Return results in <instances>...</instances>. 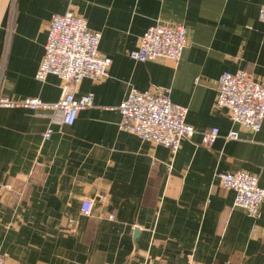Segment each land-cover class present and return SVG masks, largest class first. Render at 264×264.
<instances>
[{
    "label": "crops",
    "instance_id": "obj_1",
    "mask_svg": "<svg viewBox=\"0 0 264 264\" xmlns=\"http://www.w3.org/2000/svg\"><path fill=\"white\" fill-rule=\"evenodd\" d=\"M264 0H0V94L55 104L62 81L34 79L49 22L73 11L101 35L112 64L75 98L93 105L72 126L61 112L0 108V255L7 264H264V201L257 218L233 204L219 173L244 171L264 190V122L257 133L215 110L224 72L264 83ZM156 24L183 25L178 63L128 53ZM170 90L192 137L171 154L119 129L131 89ZM217 128L207 148L202 133ZM52 129L50 138L42 134ZM237 132V140H226ZM92 202L89 216L80 212ZM113 215L114 220L108 219Z\"/></svg>",
    "mask_w": 264,
    "mask_h": 264
},
{
    "label": "built area",
    "instance_id": "obj_2",
    "mask_svg": "<svg viewBox=\"0 0 264 264\" xmlns=\"http://www.w3.org/2000/svg\"><path fill=\"white\" fill-rule=\"evenodd\" d=\"M264 25V2L257 16ZM101 35L88 29L87 21L73 11L54 15L47 30L41 62L34 75L44 83L48 75L62 81V93L55 104L44 103L37 97L14 100L0 94V108L24 109L32 112L54 110L61 112V124L72 126L80 111L93 105L91 93L75 98V91L83 79L97 83L107 76L112 60L98 51ZM187 44V31L183 25L156 24L141 36L136 49L128 53L135 62L169 61L178 63ZM120 115L119 129L136 136L153 146L167 148L175 154L181 141L190 138L195 131L187 124L186 107L170 99V90L154 88L149 91L131 89L116 108ZM215 110L227 113L230 120L240 127L257 133L264 122V83L255 81L243 71L224 72L217 82ZM52 129L42 134L43 140L50 138ZM218 129L202 133L205 147L210 148L218 137ZM238 133L230 132L226 140H237ZM220 186L234 193L233 204L245 211L250 218L259 216L264 201V190L258 178L244 171L217 174ZM92 202L84 199L80 212L89 216ZM108 219L114 220L113 215ZM0 264H7L0 255Z\"/></svg>",
    "mask_w": 264,
    "mask_h": 264
}]
</instances>
